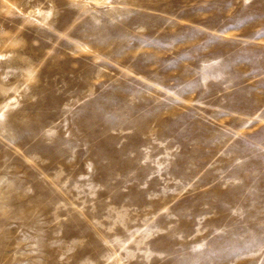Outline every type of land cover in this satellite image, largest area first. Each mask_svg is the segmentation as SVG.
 <instances>
[{"label":"rangeland","instance_id":"374dc122","mask_svg":"<svg viewBox=\"0 0 264 264\" xmlns=\"http://www.w3.org/2000/svg\"><path fill=\"white\" fill-rule=\"evenodd\" d=\"M0 264H264V0H0Z\"/></svg>","mask_w":264,"mask_h":264}]
</instances>
